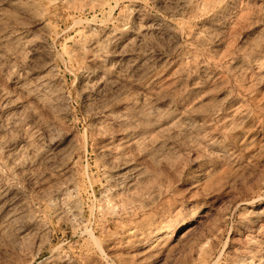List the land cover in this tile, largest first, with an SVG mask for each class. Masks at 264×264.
Segmentation results:
<instances>
[{"label": "rangeland", "instance_id": "obj_1", "mask_svg": "<svg viewBox=\"0 0 264 264\" xmlns=\"http://www.w3.org/2000/svg\"><path fill=\"white\" fill-rule=\"evenodd\" d=\"M0 264H264V0H0Z\"/></svg>", "mask_w": 264, "mask_h": 264}]
</instances>
